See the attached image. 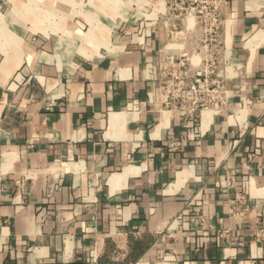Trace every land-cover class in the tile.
I'll return each mask as SVG.
<instances>
[{
  "label": "crops",
  "instance_id": "obj_1",
  "mask_svg": "<svg viewBox=\"0 0 264 264\" xmlns=\"http://www.w3.org/2000/svg\"><path fill=\"white\" fill-rule=\"evenodd\" d=\"M15 1L0 0L16 36L0 34V264H264V0H222V104L195 112L167 90L210 58L193 20L124 24L79 54L16 31L34 25Z\"/></svg>",
  "mask_w": 264,
  "mask_h": 264
},
{
  "label": "rangeland",
  "instance_id": "obj_2",
  "mask_svg": "<svg viewBox=\"0 0 264 264\" xmlns=\"http://www.w3.org/2000/svg\"><path fill=\"white\" fill-rule=\"evenodd\" d=\"M186 3V0H16L15 5L25 7L22 8L24 11L15 14L17 22L34 25V28L16 31H32L57 41L60 38L70 53L80 54L79 49L82 48L95 52L104 41L115 36L124 24H137L141 27L146 22L163 21L167 27L178 30L180 24L190 19L199 27L197 18L187 15ZM32 4L34 6L31 8ZM8 10L7 4L4 11ZM0 34L3 38L16 37L9 32L7 25ZM92 36L97 39L92 40ZM88 38L92 41L85 42Z\"/></svg>",
  "mask_w": 264,
  "mask_h": 264
},
{
  "label": "built area",
  "instance_id": "obj_3",
  "mask_svg": "<svg viewBox=\"0 0 264 264\" xmlns=\"http://www.w3.org/2000/svg\"><path fill=\"white\" fill-rule=\"evenodd\" d=\"M188 16L197 18L202 32V44L210 55L192 79L176 77L167 85L171 98L188 111L195 112L211 106L221 105L223 86L216 80L223 54L221 42L223 29L222 0H186ZM183 3V2H182ZM143 28V25H141ZM184 66V65H183ZM181 66V67H183ZM192 132V131H191ZM202 220H199V224Z\"/></svg>",
  "mask_w": 264,
  "mask_h": 264
}]
</instances>
